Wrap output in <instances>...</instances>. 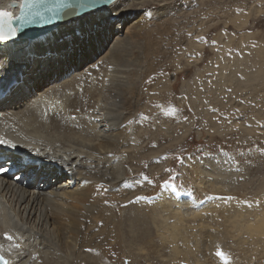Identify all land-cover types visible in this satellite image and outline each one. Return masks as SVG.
Returning a JSON list of instances; mask_svg holds the SVG:
<instances>
[{
	"label": "rangeland",
	"instance_id": "1",
	"mask_svg": "<svg viewBox=\"0 0 264 264\" xmlns=\"http://www.w3.org/2000/svg\"><path fill=\"white\" fill-rule=\"evenodd\" d=\"M122 22L101 31L99 54L136 22L126 190L105 196L108 223L90 219L92 247L59 264H92L93 253L103 260L93 264H264V231L239 226L264 211V0H144ZM100 65L75 72L94 70L83 93ZM103 80H95L99 91ZM70 181L65 192H76ZM187 195L211 209L182 210Z\"/></svg>",
	"mask_w": 264,
	"mask_h": 264
},
{
	"label": "bare ground",
	"instance_id": "2",
	"mask_svg": "<svg viewBox=\"0 0 264 264\" xmlns=\"http://www.w3.org/2000/svg\"><path fill=\"white\" fill-rule=\"evenodd\" d=\"M142 1L114 0L66 20L61 18L71 11L53 19L45 11L47 4L38 6L27 11L28 17L41 12L44 19L36 17L34 23L23 28L44 29L43 33L0 42V61L7 65L0 73V95H5L0 99V139L9 142L0 144V167L4 166V159L10 164L0 172V252L9 264H59L63 255L64 259L75 257L76 261L92 241L88 235L94 229L90 219L95 217L100 220L95 223L106 224L105 219L110 217L111 206L105 202L107 193L114 187H120L119 194L126 190L129 171L124 167L131 150L126 122L135 115L138 102L129 63L141 59H131L137 41L130 33L136 31L139 20L137 25H128L125 37L118 35L115 42L99 52L107 42L101 33L105 26L112 27L118 19L122 29V21L132 6ZM21 3L22 0H0V10L17 16ZM92 31L96 32L97 42ZM84 62L87 65L81 67ZM99 63L104 69L86 78L83 93V78L94 71L90 66L95 68ZM89 64L90 69L81 76ZM138 66L143 68V63ZM79 69L80 75L75 73ZM17 71L20 81L10 78ZM99 77L104 78L100 91L95 84ZM22 160L29 165L22 166ZM14 170L18 173L13 179L8 174ZM68 179H72L71 187H80L76 192L68 191L72 195L69 199L63 196L68 194L64 190L69 189L70 185L65 186ZM187 196L177 199L182 210L195 205L202 209L212 207V201L199 202ZM87 201L90 206L83 207L82 202ZM196 211L190 214L194 216ZM254 218V222L246 221V226L240 225L241 220L240 229L263 232L264 211ZM93 254L86 255L87 263H103Z\"/></svg>",
	"mask_w": 264,
	"mask_h": 264
},
{
	"label": "snow or ice",
	"instance_id": "3",
	"mask_svg": "<svg viewBox=\"0 0 264 264\" xmlns=\"http://www.w3.org/2000/svg\"><path fill=\"white\" fill-rule=\"evenodd\" d=\"M45 4H47L45 11L51 13L53 19H56L60 14L67 13L69 11L73 12L77 16L82 13H86L96 7V0H25L22 8L28 10ZM36 17H40L41 20L44 19L43 13L41 12H36L32 18L29 19L27 12H22L19 17H16L10 12L0 10V42H6L10 39H14L18 35L19 30L26 24L34 23ZM14 20L19 21V28L14 25ZM6 66L5 62L0 61V73L3 72ZM6 143L9 142L0 139V144ZM10 147H15V145L10 144ZM3 171H6V169L0 167V172ZM8 239H11V237L8 236ZM223 254L224 253L222 251L218 253V255L221 256ZM0 264H9V261L5 259L2 252H0Z\"/></svg>",
	"mask_w": 264,
	"mask_h": 264
},
{
	"label": "water",
	"instance_id": "4",
	"mask_svg": "<svg viewBox=\"0 0 264 264\" xmlns=\"http://www.w3.org/2000/svg\"><path fill=\"white\" fill-rule=\"evenodd\" d=\"M112 1H114V0H102V1H100V2H96V7L94 8V9H99V8H102V7H104V6H107L108 4H110ZM25 3V0H22V3H21V8H20V12H19V14L16 16V17H19L21 14H22V12H32L33 10H35V8H31V9H28V10H26V9H24V8H22V5ZM14 6H17V5H14ZM94 9H92V10H94ZM90 11V10H89ZM83 14V13H82ZM73 15H75L73 12H70L68 15H66V16H63L62 18H61V20H66V19H68V18H70V17H72ZM13 23H14V25L17 27V28H19V21H13ZM44 32V29H39V30H33V29H31V30H28V29H24V28H22V29H20L19 30V32H18V35L16 36L17 38H21V37H26V38H33V37H35V36H37V35H39V34H41V33H43Z\"/></svg>",
	"mask_w": 264,
	"mask_h": 264
}]
</instances>
